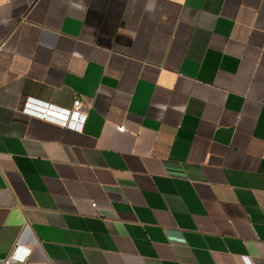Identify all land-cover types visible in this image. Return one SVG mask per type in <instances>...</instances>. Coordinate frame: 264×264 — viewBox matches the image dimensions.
<instances>
[{
	"label": "crops",
	"instance_id": "1",
	"mask_svg": "<svg viewBox=\"0 0 264 264\" xmlns=\"http://www.w3.org/2000/svg\"><path fill=\"white\" fill-rule=\"evenodd\" d=\"M0 264H264V0H0Z\"/></svg>",
	"mask_w": 264,
	"mask_h": 264
},
{
	"label": "built area",
	"instance_id": "2",
	"mask_svg": "<svg viewBox=\"0 0 264 264\" xmlns=\"http://www.w3.org/2000/svg\"><path fill=\"white\" fill-rule=\"evenodd\" d=\"M86 109V105L79 98L73 100L70 108H58L45 102L28 99L24 111L32 117L81 132L87 120Z\"/></svg>",
	"mask_w": 264,
	"mask_h": 264
}]
</instances>
